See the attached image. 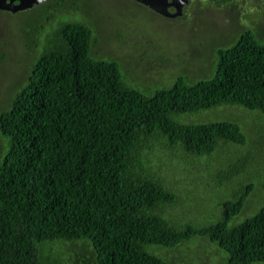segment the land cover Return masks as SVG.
<instances>
[{"label":"trees","instance_id":"trees-1","mask_svg":"<svg viewBox=\"0 0 264 264\" xmlns=\"http://www.w3.org/2000/svg\"><path fill=\"white\" fill-rule=\"evenodd\" d=\"M62 1L54 7L79 11L76 0ZM62 18L0 110L10 143L0 161V264H63L67 250L56 243L87 249L93 264H174L153 246L173 248L195 235L217 243L226 264H264V205L232 224L254 183L224 201L211 224L178 226L162 212L178 195L148 175L144 154L160 137L197 156L222 140L246 144L236 122L179 116L221 104L264 115V43L246 30L217 50L213 76H180L148 94L129 83L117 58L93 52L94 20Z\"/></svg>","mask_w":264,"mask_h":264},{"label":"rangeland","instance_id":"rangeland-1","mask_svg":"<svg viewBox=\"0 0 264 264\" xmlns=\"http://www.w3.org/2000/svg\"><path fill=\"white\" fill-rule=\"evenodd\" d=\"M60 1L44 0L16 12L0 9V110L27 82V69L45 50L48 35L62 17L94 20V27L105 35V50L121 62L126 79L148 94L173 85L180 76L191 80L213 76L217 50L233 45L246 30L264 43V0H190L176 18L158 14L135 0H76L80 7L74 14L68 4L54 7ZM35 41L39 45L33 54ZM179 118L199 123L236 122L247 143L222 140L215 152L197 156L164 137L154 140L144 153L148 175L156 174L178 195L176 204L162 210L167 221L178 226L209 225L222 215V203L241 194L249 183H254V191L232 224L256 214L264 205V115L241 105L221 104ZM9 148L10 143L0 134V161ZM79 243L89 244L85 240ZM55 246L67 250L59 254L63 264L95 261L85 248L69 252L73 247L68 243ZM153 248L174 264H226L227 253L206 236H192L173 248Z\"/></svg>","mask_w":264,"mask_h":264},{"label":"water","instance_id":"water-1","mask_svg":"<svg viewBox=\"0 0 264 264\" xmlns=\"http://www.w3.org/2000/svg\"><path fill=\"white\" fill-rule=\"evenodd\" d=\"M44 0H0V9L8 10L11 12H16L18 10L30 8L34 6L35 4L41 3ZM141 3H144L146 5H149L152 9L168 14L167 5L168 2L165 0H136ZM178 5V12L173 13V15H177L178 13H181V8H183V5L187 3V0H177Z\"/></svg>","mask_w":264,"mask_h":264},{"label":"flooded vegetation","instance_id":"flooded-vegetation-1","mask_svg":"<svg viewBox=\"0 0 264 264\" xmlns=\"http://www.w3.org/2000/svg\"><path fill=\"white\" fill-rule=\"evenodd\" d=\"M165 1L168 2V5H167L168 14H165V13H162V12H159V11H156V10L152 9L149 5H146V4L141 3L139 1H137V2L140 3V4H142V5H144V6H146V7H148V8H150V9H152L153 11H155L158 14H161V15H163L165 17H169V18H176V17H178V15L177 16L176 15L175 16L173 15V13L178 12V10H179L178 9V5H177V2L178 1L177 0H165ZM189 2H190V0H187V3H185V5L188 4ZM183 8H184V5H183ZM183 8H181V10H183ZM96 28H97V30L95 31L96 34H95V42H94L93 48H96V53L97 54H100V55L103 54L102 56H110V54H108V52L104 48V38H105V35L103 33V30H100L98 26H96ZM103 36H104V38H103ZM34 45L36 46V48L38 47V43L37 44L34 43Z\"/></svg>","mask_w":264,"mask_h":264}]
</instances>
